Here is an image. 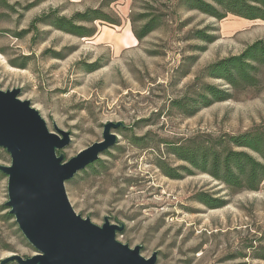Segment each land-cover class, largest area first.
Listing matches in <instances>:
<instances>
[{"label":"rangeland","instance_id":"rangeland-1","mask_svg":"<svg viewBox=\"0 0 264 264\" xmlns=\"http://www.w3.org/2000/svg\"><path fill=\"white\" fill-rule=\"evenodd\" d=\"M96 7L122 25L97 20L92 37L45 23L26 31L41 14L72 17ZM152 17L157 27L139 39L134 30ZM206 28L216 40L196 37ZM258 39L264 40V21L233 14L219 20L184 0H0V88H20L49 130L71 133L60 150L66 160L101 140L104 124H124L101 162L66 182L77 213L98 225L106 216L123 224L117 239L141 245L144 257L157 252L156 264H264V182L259 190L233 192L207 173L191 168L188 174L182 168L188 162L171 151L172 143L206 138L203 133L239 134L264 123V68L258 86L240 91L202 75ZM206 84L232 90L233 98L195 102ZM10 163L0 147V164ZM161 163L179 167L180 176L166 175ZM209 195L224 205L201 201ZM6 201L8 177L0 171V260L32 256L36 249Z\"/></svg>","mask_w":264,"mask_h":264},{"label":"water","instance_id":"water-1","mask_svg":"<svg viewBox=\"0 0 264 264\" xmlns=\"http://www.w3.org/2000/svg\"><path fill=\"white\" fill-rule=\"evenodd\" d=\"M20 92L0 88V147L11 156L0 170L8 177L6 206L36 252L27 257L12 253L0 264H156L157 252L144 257L141 245L132 248L117 239L123 224L106 216L98 225L77 213L66 190L67 181L117 144L114 130L124 124H104L101 140L66 160L60 150L70 144L71 133L57 126L49 130Z\"/></svg>","mask_w":264,"mask_h":264},{"label":"trees","instance_id":"trees-1","mask_svg":"<svg viewBox=\"0 0 264 264\" xmlns=\"http://www.w3.org/2000/svg\"><path fill=\"white\" fill-rule=\"evenodd\" d=\"M184 3L189 9L199 10L219 20L233 14L247 20L264 21V0H184ZM97 20L122 25L119 17L103 12L102 7H96L77 11L72 17L60 16L55 12L41 14L33 19L30 28L26 31L37 29L38 23H45L79 37H92L96 34L97 29L90 25ZM156 22L157 17H152L144 23L141 32L134 30V33L139 39H142L144 35L157 27ZM207 30L209 29L198 30L196 37L208 42L216 40V36L208 33ZM263 68L264 40L258 39L249 44L240 54L211 63L203 70L202 75L222 79L231 86V89L240 91L241 86L244 88L258 86L259 75ZM231 98H233L232 90H226L214 84H206L203 91L199 93V97L194 98V101L196 102L198 99L202 105L209 106ZM177 102L179 106L186 103L183 100ZM189 105L188 102L184 107L188 108ZM202 136L206 138L196 136L185 143L174 142L171 144L172 153L190 165L182 166L188 174L193 173L191 168L207 173L233 192L260 189L264 182V123L255 125L239 134H224L216 137L203 133ZM109 151L107 150L104 154ZM99 162H101V158L89 164L85 169L92 168ZM159 167L172 178L180 176L179 167L164 166L162 163ZM201 201L211 208L223 206L225 203L210 195L204 196ZM10 263L17 262L11 261Z\"/></svg>","mask_w":264,"mask_h":264}]
</instances>
